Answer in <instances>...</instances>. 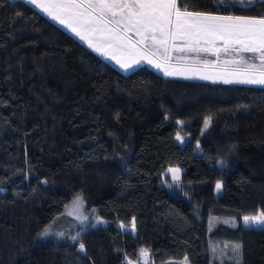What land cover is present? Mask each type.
Wrapping results in <instances>:
<instances>
[{"label":"trees","instance_id":"16d2710c","mask_svg":"<svg viewBox=\"0 0 264 264\" xmlns=\"http://www.w3.org/2000/svg\"><path fill=\"white\" fill-rule=\"evenodd\" d=\"M229 12L264 14V1ZM168 168L177 190L160 184ZM78 193L107 225L43 240ZM260 210L264 88L121 72L32 5L0 0V264H127L141 248L151 264H233L236 245L264 264V229L243 223ZM133 218L134 234L117 228Z\"/></svg>","mask_w":264,"mask_h":264},{"label":"snow or ice","instance_id":"6c2138e0","mask_svg":"<svg viewBox=\"0 0 264 264\" xmlns=\"http://www.w3.org/2000/svg\"><path fill=\"white\" fill-rule=\"evenodd\" d=\"M25 2L124 71L147 64L165 77L182 76L225 85L264 88V14L247 16L229 12L235 5H246L250 9L258 0H214L218 5L215 12L190 9L185 0ZM221 9L228 14H219ZM182 123L177 121V124ZM210 124L211 116H208L203 121V128L207 129ZM175 139L184 141L179 134ZM167 171L171 173L173 184L179 186L181 170L169 168ZM215 187L219 192L222 183L217 181ZM83 205V196L78 193L66 214L81 223L87 221L88 216L81 211ZM65 208L69 206L65 205ZM97 223L104 221L98 218ZM243 223L248 228L264 229V210L244 216ZM120 227L124 229L123 224ZM51 229L52 225H47L39 235H66L65 232L53 233ZM131 231H136L135 218L131 222ZM79 235L77 232L70 239L75 242ZM78 251H86L84 243L79 244ZM232 251L233 264H243L241 246L236 245ZM149 257V250L141 248L137 264L140 259L148 264ZM125 260L127 264H133L127 256ZM180 264H188V257L185 256Z\"/></svg>","mask_w":264,"mask_h":264},{"label":"rangeland","instance_id":"374dc122","mask_svg":"<svg viewBox=\"0 0 264 264\" xmlns=\"http://www.w3.org/2000/svg\"><path fill=\"white\" fill-rule=\"evenodd\" d=\"M23 1L24 3L25 0H21ZM264 1V0H263ZM28 4V3H27ZM30 5V4H29ZM246 6V5H244ZM34 7V6H33ZM35 8V7H34ZM36 9V8H35ZM44 18H46L47 20L49 21H52L49 17H47L46 15H44L42 12H40L38 9H36ZM54 22V21H52ZM55 23V22H54ZM62 27V26H61ZM63 31L68 34L69 36L73 37L75 40H77L78 42H80L81 44L87 46L84 42L80 41L78 37H75L73 34H71L70 32H68L66 29H64L62 27ZM97 56H99L104 62L112 65L113 67H116L117 69H119L121 72H124V73H128L136 68H138L139 66H136L134 67L133 69L129 70V71H124L123 69H121L118 65H116L114 63V61H110L108 59H105L103 56H100L99 54L95 53ZM142 65V64H141ZM147 66L148 68L158 72L162 77H164L165 79H168V80H175V81H192V82H197L198 79H185L184 77L182 76H173V77H165L163 75L162 72H160L159 70L153 68L151 65H147V64H143V66ZM209 81V82H208ZM198 82H203V83H212L210 80H199ZM219 84H223V83H219ZM236 86H247V85H236ZM253 87H258V86H253ZM181 135V134H179ZM183 138H184V141L185 139L188 140V137H184L183 135H181ZM177 141V140H176ZM183 141V142H184ZM179 144H183L181 143L180 141H177ZM169 169V168H168ZM167 169V170H168ZM165 171L164 172V177L163 179L160 181V184L162 186H165L166 188H169L170 190H177L180 185H181V171H180V180H179V186H176L175 184H173L172 182V177H171V173H169L168 171ZM221 193V190L219 192L216 191V195H219ZM73 201V199L69 202L68 206L69 208L68 209H64L63 213L61 216H59L58 219H56L51 225H52V229L51 231L53 233L55 232H65L66 235L64 237H58L56 235H49L47 237H41L43 240L45 239H65V238H69L72 236V235H76L77 232H80L81 231V228H83V230L89 226V223L92 225H95V226H105L107 225V221L103 220L104 223H97V220H92L91 219V215L90 214H86L85 212V204L83 205V208L81 209L83 215H86L88 216V220L87 221H84L83 223H81L79 220H77L75 217L73 216H68L66 213L68 210H70L71 208V202ZM120 223L117 224V228L120 229L121 231L123 232H129L131 234H134L132 231H131V224L130 225H124V229H121L120 227ZM71 240V239H70ZM133 264H137V261L133 262ZM139 264H144V260L143 259H140L139 260ZM148 264H151V262L149 261V258H148Z\"/></svg>","mask_w":264,"mask_h":264},{"label":"crops","instance_id":"0c3cea01","mask_svg":"<svg viewBox=\"0 0 264 264\" xmlns=\"http://www.w3.org/2000/svg\"><path fill=\"white\" fill-rule=\"evenodd\" d=\"M209 59H215V57H209ZM140 66H143V64L142 65H140ZM200 79H198L197 81H199ZM209 82V81H208Z\"/></svg>","mask_w":264,"mask_h":264}]
</instances>
